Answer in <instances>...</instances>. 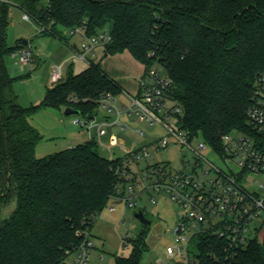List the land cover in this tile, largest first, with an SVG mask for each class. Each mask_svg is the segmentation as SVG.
Instances as JSON below:
<instances>
[{
  "label": "trees",
  "instance_id": "trees-1",
  "mask_svg": "<svg viewBox=\"0 0 264 264\" xmlns=\"http://www.w3.org/2000/svg\"><path fill=\"white\" fill-rule=\"evenodd\" d=\"M12 6L36 17L42 34L64 39L60 26H82L88 37L106 32L112 40L105 55L127 49L145 74L161 64L174 81L171 95L183 107V126L216 150H223V135L251 131L248 108L264 73V0H48L44 7L40 0H0V264L65 263L90 240L101 210L124 195L119 188L125 184L119 173L124 158L103 156L93 137L36 155L44 135L31 123L34 114L72 106L95 117L102 98H115L124 88L91 58L86 69L49 88L40 103L23 107L6 58L29 45L20 39L8 44ZM147 227L126 237L132 252L116 256L118 264H141ZM254 230L241 247L216 232L199 233L196 264H264L261 226Z\"/></svg>",
  "mask_w": 264,
  "mask_h": 264
},
{
  "label": "rangeland",
  "instance_id": "rangeland-1",
  "mask_svg": "<svg viewBox=\"0 0 264 264\" xmlns=\"http://www.w3.org/2000/svg\"><path fill=\"white\" fill-rule=\"evenodd\" d=\"M40 1L43 7L48 2V0ZM59 29L62 30L64 39L50 34H42V26L36 17L31 16L27 19L22 9L16 6L10 8L7 26L8 44L14 47L17 40H28L35 58V61L25 66L21 64L19 52L13 54L14 51L6 58L9 72L15 78V91L23 107L27 108L40 103L49 88L64 81L70 73H79L89 65L88 60L76 59L74 54L77 49L72 48L74 45L81 48L83 43H89L85 31H82L81 34L79 32L72 33V29L63 26H60ZM101 33L99 32L97 35H101ZM94 52L95 56L92 59L95 61L102 60L104 66L110 61L114 74L123 76L135 85L136 83L140 85L142 76L145 74V67L136 60L129 50L105 55V46L98 44ZM88 57H90L89 54ZM59 67H62L61 74L57 79H54L53 72ZM154 68L162 75H167L161 64H155ZM131 104V98L125 93H120L114 98L116 108L113 111H108L107 108L100 106L96 111L95 118L98 123L105 122L100 141H124L128 146H132L134 143L143 144L150 154L148 157L142 158L138 164L131 165V169L138 173L137 180L141 182L136 185L134 193L138 205L129 207L124 199L111 198L108 205L101 210L92 227L90 234L92 246L86 264H118L116 256H129L131 254L132 243L126 241V237H135L143 229V224L135 216L139 210H143L145 216L152 221L147 227V249L144 251L141 264H187L186 257H170L167 250L169 245L175 243L174 228L178 221L179 205L164 191L152 189L149 192L144 191L145 184L150 180L143 181V175L146 171L144 169L151 164L170 162L171 167L182 169L185 167L184 161H188V166L191 167L194 163V153L190 148L176 143V140L171 136L167 148L157 149L156 143L169 135L168 130L159 123L150 124L147 121H142L136 114H126L124 109ZM64 109L65 107H63ZM117 109L122 111L120 116H118ZM63 112L55 108H46L32 116L40 132L48 139L42 141L39 146L41 149H43L42 147H51L55 152L60 151L68 144H77L85 138L86 141L89 134H97L96 127L88 129L87 126L76 122L77 119H80L81 122L87 120L83 114L65 115ZM116 119L118 122H114ZM106 122L114 123L108 124ZM123 124L128 126L126 130L122 129ZM141 130L143 134L140 133ZM117 137L120 138L117 139ZM93 138L95 137L93 136ZM201 141L203 138L200 136L193 145L196 146ZM114 149L116 154L121 152L119 146ZM100 153L105 157L109 155L108 151L102 149H100ZM205 153L217 164H224L211 150L207 149ZM230 165L235 167L232 162ZM253 178L251 176L248 179V185L256 188ZM263 179L264 177H261V180ZM126 196L128 195L126 194ZM14 207L15 202L7 206L4 210V216L10 215ZM260 220L262 218L258 219V221ZM254 228L255 226L252 227L251 234L255 232V230L253 231ZM258 237L261 242L264 241V230L258 233ZM191 250H194L193 246ZM78 255V251L70 253L63 264H78ZM193 259H195L194 256Z\"/></svg>",
  "mask_w": 264,
  "mask_h": 264
},
{
  "label": "built area",
  "instance_id": "built-area-1",
  "mask_svg": "<svg viewBox=\"0 0 264 264\" xmlns=\"http://www.w3.org/2000/svg\"><path fill=\"white\" fill-rule=\"evenodd\" d=\"M25 17L29 19L27 14ZM82 31H85L82 26L72 29V33L82 34ZM88 39L89 43H83L82 47L75 51L76 59L90 61L95 56V47L98 44L105 46L112 37L102 32L101 35ZM17 52L23 66L34 61L33 52L29 47L18 49L13 54ZM61 71L62 67L55 70L53 78L57 79ZM173 87V79L152 67L141 80L139 94L131 98L132 104L124 111L128 115L136 114L140 120L150 124L159 123L168 130L169 135L156 143L157 149L167 148L171 136L176 143L190 148L194 153V163L191 167L188 166V161H184L185 167L182 169L171 167L170 162L148 165L144 169L146 171L143 170V181L150 180L145 184L144 191H164L179 205L178 221L174 228L175 243L169 245L167 250L170 257L183 256L186 257L187 264H195L191 247L199 233L208 230L216 232L228 239L230 246L241 247L248 242L253 226H261V230L264 229V179L261 180V177H264V73L257 77L248 108L251 131H236L223 135L222 151L216 150L204 139L196 146L193 145L199 136L183 126V107L173 99ZM103 102L108 111L116 108L112 96L104 97ZM117 112L118 116L122 113L118 109ZM76 122L87 126L88 129L97 128L94 137L98 140L100 148L110 150L119 146L125 152L122 156L124 165L119 170L120 175L125 178V184L119 188V192L123 190L124 195L115 198L124 199L129 207L137 206L138 201L134 193L136 185L141 182L137 180L138 173L131 169V165L138 164L142 158L150 155L146 146L126 150L117 140L100 141L105 122L98 123L95 117L87 118L83 122L77 119ZM115 122H118V119ZM127 127L126 124L122 125L123 130ZM140 133L143 134V131ZM92 137L90 134V138ZM207 149L215 153L224 164L211 160L205 153ZM116 157L120 156L112 153L109 158ZM230 162L235 164V167L230 165ZM251 176L254 177L252 180L256 188L248 185ZM261 218L262 220L258 221ZM91 246L89 240L78 250V264L87 263Z\"/></svg>",
  "mask_w": 264,
  "mask_h": 264
},
{
  "label": "crops",
  "instance_id": "crops-1",
  "mask_svg": "<svg viewBox=\"0 0 264 264\" xmlns=\"http://www.w3.org/2000/svg\"><path fill=\"white\" fill-rule=\"evenodd\" d=\"M30 48V47H29ZM73 49L75 48V49H79L76 45H74L73 47H72ZM66 58V57H65ZM137 60V59H136ZM34 61H35V58H34ZM98 62V61H97ZM101 63H102V65H103V68H104V70L111 76V77H113L114 79H116L121 85H122V87L124 88V92L123 93H125V95H127L128 97H130V98H132V97H135L136 95H138L139 94V92H140V85H138V83H136V85L134 84V83H132L130 80H128V79H125L123 76H120V75H116V74H114V72L112 71V69H111V62L109 61V63L106 65V66H104V64H103V62H102V60H101ZM144 65V64H143ZM64 66V65H63ZM145 67V66H144ZM143 76H144V74H143ZM143 76H142V78H143ZM64 113V112H63ZM115 122V121H114ZM31 123L33 124V125H35L37 128H38V126L36 125V123L34 122V120L32 119V117H31ZM125 123V122H124ZM113 124V123H112ZM92 135L93 136H95V134L94 133H92ZM120 138V137H119ZM118 137H117V139H119ZM86 139V138H85ZM85 139H83V140H80V142H78L77 144H74V143H72V144H68V146H66V147H64L63 149H66V148H69V147H73V146H75V145H78V144H81V143H83V142H85ZM88 139H90V134H89V136H88ZM87 139V140H88ZM43 140H48L47 139V137H45L44 136V139ZM42 140V141H43ZM86 140V141H87ZM42 141L37 145V147H36V155L38 156V157H41V156H45V155H48V154H51V153H53V152H55V151H53V148H51V147H49V148H44V147H42L43 149H41L39 146H40V144H42ZM82 141V142H81ZM118 141V140H117ZM120 141V140H119ZM121 142H123L122 144L125 146V149L126 150H130V149H132V148H139V147H142V146H144L143 144L142 145H140V144H133L132 146L130 145V146H128V144H126L124 141H121ZM121 142H119V143H121ZM125 143V144H124ZM116 146H114V147H112L110 150H108V149H103V148H101L102 150H105V151H108L109 152V155H108V157H110V154H112V153H115L116 154V150L114 149ZM62 149V150H63ZM57 152V151H56ZM125 154V152L121 149V152L120 153H118V154H116L117 156H123ZM264 229H262L261 231H263ZM261 231H260V233H261ZM264 238V237H263ZM264 240V239H263ZM263 242V241H262Z\"/></svg>",
  "mask_w": 264,
  "mask_h": 264
},
{
  "label": "water",
  "instance_id": "water-1",
  "mask_svg": "<svg viewBox=\"0 0 264 264\" xmlns=\"http://www.w3.org/2000/svg\"><path fill=\"white\" fill-rule=\"evenodd\" d=\"M20 42L22 45L24 46H28L29 45V41L26 40V39H20ZM79 113V111L77 109H75L74 107L72 106H68L65 110H64V114L65 115H72V114H77ZM90 118H93V116L91 115ZM135 216L137 217V219L140 220V222L142 224H145V225H150L152 223V221L150 219H148L146 216H145V213L143 210H139Z\"/></svg>",
  "mask_w": 264,
  "mask_h": 264
}]
</instances>
